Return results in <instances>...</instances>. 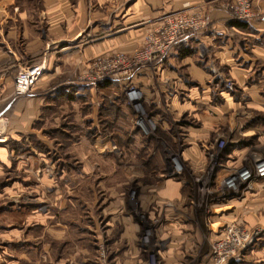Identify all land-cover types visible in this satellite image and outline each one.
I'll return each instance as SVG.
<instances>
[{
    "label": "rangeland",
    "instance_id": "rangeland-1",
    "mask_svg": "<svg viewBox=\"0 0 264 264\" xmlns=\"http://www.w3.org/2000/svg\"><path fill=\"white\" fill-rule=\"evenodd\" d=\"M216 3L218 8L228 12L220 28L209 19L210 7H215ZM247 3L252 13L247 19L239 18L241 0H206L201 5L186 3L183 6L182 11L201 13L206 20V26L192 41L205 34L212 37L214 47L208 46L204 55L198 54L196 45L192 53L210 76L206 83H199L185 73L187 87L201 94L197 99H188L190 105L185 112L177 113L163 105L157 118L144 102L146 112L156 125L152 133H146L135 123L128 95L130 87H137L144 100V92L135 83L126 81L142 67L155 72L157 60L139 64L118 83H111L109 81L114 79H109L93 85L82 81V76L97 57L119 53L132 57L142 48L155 22L146 16L145 0H112L109 15L102 21H98L101 19L98 12L103 10L99 1L86 0L88 26L86 36L81 38L82 48L92 44L93 38H97V42L100 41L98 36L111 32L104 29L105 24L113 21L121 9L133 4L138 5V20L134 22L138 29L136 45H131L132 49L126 44L125 52L65 64L58 73L48 76L35 88L34 84L22 95L25 101L22 112L31 113L22 116V132H0V138H7L0 141V264H149L150 247L143 238L150 228L153 233L149 244L158 242L163 264L159 242L164 238L169 241V236H178L181 240H170L171 246L187 253L178 264H202L203 258L213 264L209 253L216 237L210 238L208 234L206 210L212 213L216 203L208 199L209 194L199 192L196 184V178L209 167L207 151L215 148L218 140L225 139L227 145L221 152L223 164L226 154L234 148L242 149V154L238 155L243 163L255 156L264 157V59L251 52L253 45L264 46V37L259 38L256 35L259 31L253 27L264 19V6L257 0H247ZM15 4L20 6L14 9L13 5V11L21 8L30 13L22 25L27 23L45 35L47 20L42 18L43 0H16ZM233 21L250 25L252 35L232 32L228 25L231 28ZM97 25L96 29L102 34L94 36ZM228 41L239 48L244 46L246 56L244 51L241 55L237 52L236 57L238 67L246 71L244 81L232 75L230 66L221 63L223 54L219 53L225 50ZM41 56L22 57V65L12 75L14 86L21 67L44 66ZM44 68L43 76L51 73ZM184 68L186 66L181 67ZM161 84L156 80L158 93L164 100ZM34 94L38 99L33 105L30 96ZM227 107L229 111H222ZM230 116L233 117L231 122ZM159 119L167 122L164 129ZM193 131H202L200 148L207 156L206 165L196 171L182 158V151L190 146L182 144L183 136L188 137ZM174 155L184 164L181 175L171 174L169 160ZM172 177L191 186L187 188L188 202L165 201L161 206L154 204L150 210L144 208L142 201L146 196L156 193L161 183ZM196 204H201V208ZM238 205L245 209L246 204ZM249 207L246 208L250 210L248 214L255 215L251 223L235 221L251 231L261 229L262 234L249 247L236 253L228 264H264V209L254 204ZM166 209L173 210L169 215L178 226L164 224L168 220ZM196 233L201 245L196 244Z\"/></svg>",
    "mask_w": 264,
    "mask_h": 264
},
{
    "label": "crops",
    "instance_id": "crops-1",
    "mask_svg": "<svg viewBox=\"0 0 264 264\" xmlns=\"http://www.w3.org/2000/svg\"><path fill=\"white\" fill-rule=\"evenodd\" d=\"M98 1L103 8V10L98 12L101 17L98 21H102L103 19L106 20L105 18L108 17V12L111 10V4H109V2L112 0ZM205 1L206 0H145L146 16L148 19H152L153 23L155 22V24H152L154 28H156L164 22L166 16L182 11L186 3L196 6L203 4ZM257 1L261 2L262 6H264V0ZM15 2L16 0H0V132L3 131L10 134H12V132H22V116L26 117L28 114H31L28 111L22 112L25 108V101L22 100V95H16L13 85L14 81L12 75L18 67L22 65L23 56L27 57L42 54L41 57L45 61L44 66L46 67V72H51L49 74L45 72L47 75L45 74V76L36 82L34 85L35 88L48 76L58 73L59 68L61 69V66L64 67L65 64H74L81 59L84 60L100 55L125 52L126 49L124 48H128L126 44L127 46L136 45V36L138 34V29H135L137 25L134 24V22L138 20V11H136L138 5L135 4L128 8L121 9L115 14L113 21L110 20L105 24L104 29H109L111 32L100 35L102 33L100 29H96L99 27L97 25L94 30V36L100 35L98 36L100 41L95 42L97 38H93L92 44L90 43L82 48L81 43L83 39L81 38L86 36L85 30L88 26L86 14L88 8L86 0H77L76 3L74 0H43L44 12L42 18H46L47 20V31L45 35L38 33L35 29H32L31 26H28L27 23L22 25V22H24L30 13L27 11L23 12L21 8H19L18 11H13V5L14 9H16V5L20 6L15 4ZM218 7L217 3L215 7H210L209 19L215 23V26L220 28L222 23L225 22L223 19H226L228 12ZM163 14L167 15L160 19ZM120 15H122V17H120ZM253 27L259 31L256 32L259 38L261 36L264 37V19L261 20V22L255 23ZM231 28L228 25V29L232 30V32L237 31L245 36L252 35V33H250L251 30H249L250 25L245 23L235 24L233 22ZM99 31L100 33L98 34ZM219 31L220 29L217 30V32ZM103 37L105 39H101ZM212 42V37L205 34L195 41L182 42L172 48L164 59L156 63L155 72H152L149 68L142 67L135 75L127 79L126 82L135 83L143 90L145 95L144 102L148 109L151 110V113L156 114L157 118L161 115V112L158 110L162 109L163 105L171 107L172 111L177 113L179 111L180 113H182V111L185 112L184 110H187L190 105L188 99H197L196 97L201 96V94H198L194 89L187 87V83L184 80L185 73H188L192 81L196 80L199 83H206L210 76L208 72L206 73L204 67L198 63L192 51H196L195 48L196 45H198V54L203 53L205 55L208 52V46H211L213 49L214 44ZM227 45L228 46L224 48L225 50L219 53L223 54L221 63L230 66L232 75L244 81L246 71L242 67H238L239 64L236 63V57L238 56L237 52H240V55L244 54V46L239 48L238 45H233L232 41H228ZM233 46H235L234 49H232ZM247 47H250V45L248 44ZM75 48L78 49L75 51ZM130 48L134 49L133 46ZM251 52L255 54V57L264 59V46L253 45ZM32 53L33 55H31ZM246 60L252 59L247 58ZM212 65L211 63V68L214 67ZM182 66H186V68L181 69ZM156 80L163 84H161V87L164 93V100L161 99V94L158 93ZM119 81V79H114L109 82L118 83ZM163 82L168 83V85ZM182 93L187 96L182 97ZM30 97H32L31 100L34 105L38 97L35 94ZM229 110V107L222 108V111L227 112ZM230 117L228 120L231 122L233 117ZM160 119L159 121H161ZM162 123L164 124V126L162 125L164 129L167 122L163 120L161 121V124ZM202 136H204L202 135V131L201 133L200 131H193L188 137L183 136L182 139L183 145H190L187 149L182 151V158L184 162L186 164L188 163L191 169L195 171L202 165L205 166L207 163V156L203 155V151L200 148ZM242 152L241 148H234L226 154V164L224 163L225 168L222 173L243 164V159L239 157ZM185 183L186 181L175 177L165 180L161 183L156 193L146 196L147 199L142 201L144 208L150 210L152 207L154 208V204L161 206L165 201H178L181 204H186L189 199V191L187 188L190 189L191 186H185ZM238 204H246L244 206L245 209L243 210ZM251 204H254V206L256 205L258 209H264V179L259 181L256 184V189L249 193L243 200H232L227 203H217L214 205L212 213L208 218V234L210 238L211 236H215L219 228H222L229 220H242L246 221L248 224L249 222L251 223V218L255 216L254 214H248L250 210L248 211L247 209L250 208L249 206H251ZM183 206L187 208V205ZM179 207L182 208V205ZM251 210L255 211L252 208ZM166 211L168 220H166L164 224H168L169 227L178 226V223L172 220L173 217L169 215L173 213V210L166 209ZM263 216L262 218H264ZM188 223L192 225L193 221H188ZM216 227L218 228L217 230H215ZM169 237V241L164 238L163 241L159 242V245L162 247V259L164 264H178L180 258L187 253L183 250L179 252L176 247L171 246L170 240L177 239V242L181 240L178 236ZM195 237H197L196 244L201 245L202 241H199V233H196ZM202 261V264H208L206 258H203Z\"/></svg>",
    "mask_w": 264,
    "mask_h": 264
},
{
    "label": "built area",
    "instance_id": "built-area-1",
    "mask_svg": "<svg viewBox=\"0 0 264 264\" xmlns=\"http://www.w3.org/2000/svg\"><path fill=\"white\" fill-rule=\"evenodd\" d=\"M240 19H247L252 16L247 0H241ZM206 26L204 15L189 14L179 11L164 18V22L157 28L150 30L145 38L142 48L135 51L132 57L124 53L112 57H97L84 72L82 81L97 85L109 79H120L131 74L139 64L164 59L176 45L191 41L198 37L201 30ZM45 68L39 64H28L20 68L15 77V93L23 95L27 93L34 84L44 75ZM130 103L134 108L135 123L146 133H152L155 122L148 115L144 107L143 94L137 87H130L128 91ZM225 139H220L216 147L207 151L210 160L209 167L196 178L199 192L209 194L208 198L214 203L217 201L240 200L256 189L259 181L264 179V157L255 156L239 167L229 169L227 173L221 172L225 168L222 163L221 152L226 147ZM171 174L181 175L184 171V164L178 155L170 157ZM216 201V202H215ZM201 208V204H196ZM215 205V204H214ZM205 211V210H204ZM210 216V210H206ZM143 217V215H142ZM154 227V222H152ZM215 235L209 256L213 264H228L231 258L244 248L249 247L261 236L262 230L251 231L245 225L235 220L226 223ZM152 228L147 229L144 235V242L150 247L149 264H163L160 259L158 242H150Z\"/></svg>",
    "mask_w": 264,
    "mask_h": 264
},
{
    "label": "bare ground",
    "instance_id": "bare-ground-1",
    "mask_svg": "<svg viewBox=\"0 0 264 264\" xmlns=\"http://www.w3.org/2000/svg\"><path fill=\"white\" fill-rule=\"evenodd\" d=\"M6 140H7V138H3V137L0 138V141H6ZM143 241H145V240L143 239Z\"/></svg>",
    "mask_w": 264,
    "mask_h": 264
},
{
    "label": "trees",
    "instance_id": "trees-1",
    "mask_svg": "<svg viewBox=\"0 0 264 264\" xmlns=\"http://www.w3.org/2000/svg\"><path fill=\"white\" fill-rule=\"evenodd\" d=\"M235 24H239V23H241L240 21H233Z\"/></svg>",
    "mask_w": 264,
    "mask_h": 264
}]
</instances>
